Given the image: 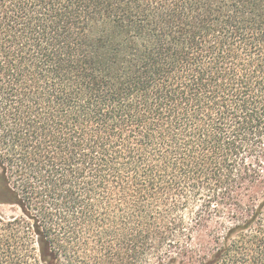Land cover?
<instances>
[{"label":"trees","instance_id":"16d2710c","mask_svg":"<svg viewBox=\"0 0 264 264\" xmlns=\"http://www.w3.org/2000/svg\"><path fill=\"white\" fill-rule=\"evenodd\" d=\"M0 264H264V0H0Z\"/></svg>","mask_w":264,"mask_h":264},{"label":"rangeland","instance_id":"374dc122","mask_svg":"<svg viewBox=\"0 0 264 264\" xmlns=\"http://www.w3.org/2000/svg\"><path fill=\"white\" fill-rule=\"evenodd\" d=\"M0 213L5 215V216H13V215H18L19 210L16 208H13L11 206L0 204Z\"/></svg>","mask_w":264,"mask_h":264}]
</instances>
